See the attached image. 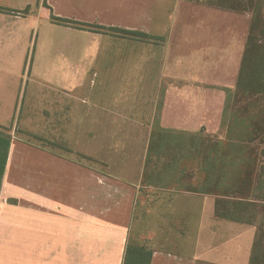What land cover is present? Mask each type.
Here are the masks:
<instances>
[{
  "label": "crops",
  "instance_id": "0c3cea01",
  "mask_svg": "<svg viewBox=\"0 0 264 264\" xmlns=\"http://www.w3.org/2000/svg\"><path fill=\"white\" fill-rule=\"evenodd\" d=\"M180 2L0 0V264H123L128 245L151 250L149 264H249L254 226L216 218L210 194L141 182L160 95L185 93L168 88L184 85L185 54L170 49ZM24 80L17 124L101 169L10 133Z\"/></svg>",
  "mask_w": 264,
  "mask_h": 264
},
{
  "label": "rangeland",
  "instance_id": "374dc122",
  "mask_svg": "<svg viewBox=\"0 0 264 264\" xmlns=\"http://www.w3.org/2000/svg\"><path fill=\"white\" fill-rule=\"evenodd\" d=\"M213 2L214 0H183L179 4V17L177 16L179 27L170 34L172 39L170 49L174 56L177 53L185 54L184 85L180 82L176 83L173 79L171 83L169 82L168 88L170 90L178 88L179 91L184 88L185 93L169 92L160 95V111L156 120L158 123L156 122L153 129L162 128L185 136L199 133L201 130V135L209 139L211 144L214 142L221 146L219 141L226 140L228 133H231L235 142L247 136L243 132L245 126L239 123V120L236 124H232L233 117L230 114L233 112L232 115L238 119L245 115L244 98L234 90L252 16L250 10L245 9L244 6L237 10H227L215 8L211 5ZM261 12L262 19L259 24H264V4ZM18 88V92L21 90L18 94L20 95L19 105L18 110L13 109L15 118L12 124L15 126H9L10 133L30 144L52 148L53 151L71 161L102 168L96 162L83 158L80 153L73 152L74 143L52 144L35 137L28 130V128L34 129L33 125H26V127L18 125L17 122L21 123L23 117L28 114L26 104H28L29 92L26 80ZM249 113H254L253 115L261 120L264 117V100L252 106ZM42 132L47 134L45 131ZM202 153L201 151L200 159L196 160L192 166L188 165L186 176L181 174L180 185L166 178L170 182V189L177 186L186 189L192 184L196 185L197 180L202 177ZM166 162L167 158L161 160V163ZM260 167L262 171L263 166ZM263 179L264 175L261 180ZM151 191L146 189L141 193L148 203L151 199L157 198L156 192ZM263 191L264 188L253 195H260ZM262 208L264 209V206ZM259 215L261 217L258 216L255 224L252 225L255 228L254 240L258 242L261 249H264V215ZM134 220L139 223L141 219L139 220L138 216L134 217Z\"/></svg>",
  "mask_w": 264,
  "mask_h": 264
},
{
  "label": "trees",
  "instance_id": "16d2710c",
  "mask_svg": "<svg viewBox=\"0 0 264 264\" xmlns=\"http://www.w3.org/2000/svg\"><path fill=\"white\" fill-rule=\"evenodd\" d=\"M263 4L264 0H214L211 3L215 8L227 10H237L244 6L251 12V24L247 32L234 90L244 98L245 115L238 119L232 115L233 112L230 114L233 117L232 124H236L239 120V123L245 126L243 132L247 134L246 138L235 142L231 133H228V138L221 139L219 141L221 146H219L218 143L211 144L209 139L204 138L201 130L199 133L185 136L162 128H152L141 179L144 185L160 188H171L166 178L180 185L181 174L185 175L186 169H189L188 165L192 166L196 160L200 159L202 151L200 180L198 179L196 185L192 184L189 188L177 186L174 189L210 194L215 197L216 218L250 225L255 224L259 214L264 215L262 208L264 191L260 195H253L264 188L262 185L264 179L261 180L264 175V117L258 120L254 113H249L252 106L264 100V24H259L262 19L260 14H262ZM50 18L54 22L76 28L111 31L117 36L134 37L140 40L149 38L146 33L140 31L81 22L53 14ZM228 131L230 132V128ZM164 158H167V162L161 163ZM260 166H263L262 171ZM257 243L254 240L249 264H264V249H261ZM151 254V250L144 247L128 245L123 264H149Z\"/></svg>",
  "mask_w": 264,
  "mask_h": 264
}]
</instances>
